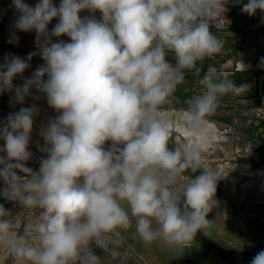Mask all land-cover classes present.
<instances>
[{
  "label": "clouds",
  "instance_id": "9594fccd",
  "mask_svg": "<svg viewBox=\"0 0 264 264\" xmlns=\"http://www.w3.org/2000/svg\"><path fill=\"white\" fill-rule=\"evenodd\" d=\"M228 3L12 0L13 27L35 33L36 50L4 57L0 95L19 105L42 96L57 113L40 129L37 170L28 162L40 108L22 106L0 120V197L32 214L17 231L19 216L0 204V245L18 264H104L96 249L117 257L129 238L182 255L198 234L212 237L222 177L205 163L209 117L221 97L250 88L213 65L201 76L202 62L224 48L213 29ZM233 4L264 21V0ZM8 42H19L15 32ZM37 55L43 63L25 77ZM189 72L199 91L177 113L174 94ZM250 264H264V249Z\"/></svg>",
  "mask_w": 264,
  "mask_h": 264
},
{
  "label": "rangeland",
  "instance_id": "374dc122",
  "mask_svg": "<svg viewBox=\"0 0 264 264\" xmlns=\"http://www.w3.org/2000/svg\"><path fill=\"white\" fill-rule=\"evenodd\" d=\"M25 2L34 6L38 0H25ZM53 2L59 4V0H53ZM0 8L6 10L3 11L2 23L6 22L5 24L13 27L17 13L12 6V0H0ZM89 15L92 13L87 11L81 13L82 17ZM95 16L100 19L101 15L96 12ZM56 22L54 20L49 25V29ZM25 35L30 44H35V33L30 32ZM25 35H21L22 43ZM61 39L67 41L69 38L65 36ZM26 72V77H30L32 71L29 69ZM11 99V95L9 99H0V120H3L10 112L18 111L22 106H31L33 103L41 110L34 123L29 149L33 153V158L28 162V167L37 170L40 161L37 149H41L44 144L39 135L40 129L49 118H55L57 113L48 106L47 102H42V96L39 99L28 97L24 105L12 104ZM172 107L177 112L180 109ZM259 119L256 111L235 106L218 108L209 117V124L215 127L218 139L207 145V148L205 147L208 153L205 163L216 169L218 175L222 177L218 181L220 191L216 193L219 207L209 215V219H217L211 238L220 247L236 251L238 254L235 256L240 260L239 264H250L252 257L239 252H258L264 249V229H261L264 226V161L258 155V146L264 142V135L261 136V133L257 131ZM261 120V127L264 129V119ZM2 144L3 141H0V145ZM0 204H4L7 209L13 211L14 215L19 216L21 226L17 228V231H20L22 224L31 218L32 214L22 210L15 202H9L0 197ZM225 212L226 218L222 214ZM217 213L221 214L217 216ZM130 239L135 241V244L128 239L127 243L119 249L120 254L117 257L103 253L100 249H96V252L104 257V264H161V259L165 260L164 264H175L184 260L189 252L200 251L203 248L197 243V246L186 250L181 255L163 247L164 253H161L162 247L159 244L146 246L139 240ZM251 242L254 243L252 246L249 245ZM174 257L175 260H172ZM0 264H18L9 249L2 245H0ZM197 264L205 263L202 261ZM206 264H224V262L212 257Z\"/></svg>",
  "mask_w": 264,
  "mask_h": 264
},
{
  "label": "crops",
  "instance_id": "0c3cea01",
  "mask_svg": "<svg viewBox=\"0 0 264 264\" xmlns=\"http://www.w3.org/2000/svg\"><path fill=\"white\" fill-rule=\"evenodd\" d=\"M244 2L246 3L247 0H244ZM227 7L228 11L225 13L226 19H221L220 27L213 29L215 34L224 41V48L214 58L206 59L202 62L203 70L201 71V76L209 65H213L221 77L233 79L237 85H250L249 91L239 96L228 94L221 97L218 108L235 106L256 111L260 118L258 120L257 131L262 136L264 135V129L261 127V119H264V111H258L257 109L264 108V65L261 64V58H264V21H262V14L259 12L255 16H248L242 13L240 5H234L233 0H229ZM3 11L5 12L6 10L0 8V21H2ZM5 23L3 22L0 26V63L3 62L4 57L7 55H18L21 58H25L28 53L36 50L35 44H30L27 41L26 33L16 32L14 27ZM14 32L19 37V42L10 44L8 41L12 38ZM21 35H25L23 43ZM169 59H171V54H169ZM241 60L249 66L245 71H241L242 65L239 63ZM42 63L43 61L38 55L33 57L30 71L33 72ZM26 73H24L25 77ZM22 83L23 80L19 77L15 81L16 85ZM198 91L199 86L193 74L191 72L186 73L185 81L178 85L173 101L184 103L188 98L198 93ZM9 97L10 94L8 93L0 95V99H9ZM42 102H46L43 97ZM37 152L40 158L45 155L40 149H37ZM129 240L131 239L129 238ZM131 242L133 241L131 240ZM133 243L135 244V241ZM253 244L251 242L249 245L252 246ZM161 247L160 251L164 253V246L161 245ZM239 253L246 256L252 255L253 257L257 252L248 251ZM172 260H175V257ZM177 260L179 261L180 259ZM164 263L165 260L161 259V264Z\"/></svg>",
  "mask_w": 264,
  "mask_h": 264
},
{
  "label": "trees",
  "instance_id": "16d2710c",
  "mask_svg": "<svg viewBox=\"0 0 264 264\" xmlns=\"http://www.w3.org/2000/svg\"><path fill=\"white\" fill-rule=\"evenodd\" d=\"M1 25L2 21H0V26ZM172 106L176 108H182L184 106V103H177L173 101ZM258 155L260 156V159L264 161V142L258 146ZM217 191H220L219 187H217ZM261 229H264V226H262ZM196 239L197 242L203 247L202 250H194L192 252H189L188 256L184 260L179 261L175 264H197L202 261L206 264L212 257L218 258L219 260L223 261L224 264L240 263V260L237 259V257L235 256L238 254L236 251L227 248H222L215 241L203 236L202 234H198Z\"/></svg>",
  "mask_w": 264,
  "mask_h": 264
},
{
  "label": "bare ground",
  "instance_id": "6f19581e",
  "mask_svg": "<svg viewBox=\"0 0 264 264\" xmlns=\"http://www.w3.org/2000/svg\"><path fill=\"white\" fill-rule=\"evenodd\" d=\"M208 128H209V133H208V136L206 137L205 147L207 145L212 144L214 141H216L218 139V136L216 135L215 127L212 124H209Z\"/></svg>",
  "mask_w": 264,
  "mask_h": 264
},
{
  "label": "built area",
  "instance_id": "2783aa9c",
  "mask_svg": "<svg viewBox=\"0 0 264 264\" xmlns=\"http://www.w3.org/2000/svg\"><path fill=\"white\" fill-rule=\"evenodd\" d=\"M100 18H101V16H100ZM38 158H39V160L41 159L39 156H38Z\"/></svg>",
  "mask_w": 264,
  "mask_h": 264
}]
</instances>
